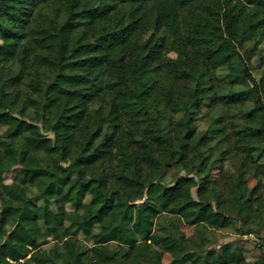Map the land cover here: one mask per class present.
Returning a JSON list of instances; mask_svg holds the SVG:
<instances>
[{
    "label": "trees",
    "instance_id": "trees-1",
    "mask_svg": "<svg viewBox=\"0 0 264 264\" xmlns=\"http://www.w3.org/2000/svg\"><path fill=\"white\" fill-rule=\"evenodd\" d=\"M256 17L264 21V0H0V125L7 127L6 140H0V264H57L32 257L30 252L40 244L39 238L58 236L70 219L66 203L83 210L73 223L95 243L116 240L133 246L139 237L155 238V243L179 253L156 264H227L239 260L241 254L235 249L196 254L172 240L154 237L153 218L162 211L181 215L191 224L207 222L221 227L229 222L207 201L191 196L181 201L187 178L172 185L150 180L143 191L136 175L124 176L122 183L135 193L144 192L146 203L112 202L103 191V182L96 178L84 181L82 177V167L98 160L104 151L82 152L71 166H62L55 156L66 154L61 144L71 139L74 122L83 116L100 84L114 91L112 111L117 117L121 110L141 114L151 126L150 133L165 139L159 131L162 126L153 127L159 116L154 115L151 103L150 109L146 104L148 87L153 89L159 77L173 82L191 77L189 60L199 56L209 72H198L191 94L197 107L201 85L208 84L207 91L213 95L217 92L219 81L210 72L238 66L232 40L244 39L238 30L242 20L243 29L253 23V30L245 32L249 39L255 28H264ZM16 61L22 68L13 72L11 65ZM27 63L55 73L46 88L38 80L33 83L44 92L47 114L41 113L39 119L53 137L43 134L37 120L20 117L34 100L30 102L18 89H7L21 81ZM240 72L234 75L238 80H253L248 68ZM104 73L112 74L114 80L104 79ZM253 83L254 88L231 89L219 97L254 100L258 88L255 90L257 83ZM19 101L23 103L20 109ZM255 111L251 109L247 115L253 116ZM146 133L149 136V131ZM40 153L52 156L50 165L39 161ZM16 164L21 165L18 174L5 183L4 172ZM73 166L77 178L70 176ZM29 183L39 185L42 204L27 194ZM86 192L92 194L88 203L83 201ZM94 222L101 224L97 233L92 230Z\"/></svg>",
    "mask_w": 264,
    "mask_h": 264
},
{
    "label": "rangeland",
    "instance_id": "rangeland-1",
    "mask_svg": "<svg viewBox=\"0 0 264 264\" xmlns=\"http://www.w3.org/2000/svg\"><path fill=\"white\" fill-rule=\"evenodd\" d=\"M258 21L264 24L263 19ZM253 27L250 23L243 29L242 20L238 30L244 39L232 40L238 66L212 70L210 74L219 81V89L216 88L213 95V91H207L208 84L201 85L196 95L199 98L197 107L193 106L191 94L196 87L198 72H209L203 68L199 56L189 60L191 77H182V80L174 82L159 77L153 89L148 87L146 104L150 109L151 103L154 115L159 116L153 127L162 126L159 131L165 139H156L150 133L151 126L140 117L141 114L135 116L134 112L121 110L117 117V113L112 111L114 91L100 84L83 116L74 122L71 139L61 144L66 154L55 156L62 166H71L82 152L104 151L98 160L82 167V177L84 181L96 178L103 182V191L112 202L146 203L144 192L135 193L122 183L121 177L124 176L136 175L143 191L150 180L172 185L179 178H187L181 201L189 196L207 201L213 209L229 218V222L221 227L207 222L191 224L181 215L162 211L153 218L154 237L172 240L181 249L192 250L196 254L232 249L241 254L239 260L227 264H264V28H255L256 33L249 39L245 32H251ZM11 67L13 72L22 68L18 61ZM244 67L249 69L257 83V98L226 101L219 97L220 93L227 94L231 89L252 88L253 80L234 77L241 74ZM23 69L25 73L21 81L7 89H18L24 97H29L30 102L34 100L35 103H29L26 113L20 117L37 120L43 134L53 137L46 123L44 125L39 119L41 113L47 114L44 92L41 93V88H36L33 83L38 80L46 88L55 73L30 63ZM35 69L37 72L34 74ZM103 78L114 80L112 74L104 73ZM22 104L19 101L17 108L20 109ZM251 109L257 112L248 116ZM163 114L165 116L161 118ZM6 129L5 125H0L2 141L6 140ZM146 131H149V136ZM90 139L93 141L88 144ZM38 159L43 165L52 162L49 154L40 153ZM20 168L21 165L16 164L4 172V182L9 184ZM71 169V178H77V169L74 166ZM27 194L35 203H43L39 185L29 183ZM91 199L92 194L86 192L83 201L88 203ZM51 206L55 208L53 202ZM66 210L70 219L64 222L58 236L39 238L40 244L30 252L32 257L57 264H156L179 255L177 251L155 243V238L144 240L139 237L133 246L116 240L95 243L73 223L80 219L78 216L83 210H75L71 203H66ZM92 230L99 232L101 224L94 222ZM31 264L38 263L32 261Z\"/></svg>",
    "mask_w": 264,
    "mask_h": 264
}]
</instances>
